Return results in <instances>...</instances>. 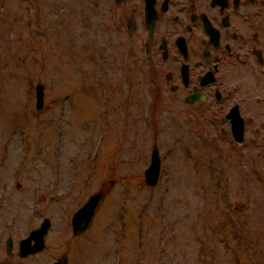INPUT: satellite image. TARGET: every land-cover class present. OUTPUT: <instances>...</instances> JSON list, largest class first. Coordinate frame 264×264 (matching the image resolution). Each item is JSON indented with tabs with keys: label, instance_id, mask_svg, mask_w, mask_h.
<instances>
[{
	"label": "rangeland",
	"instance_id": "374dc122",
	"mask_svg": "<svg viewBox=\"0 0 264 264\" xmlns=\"http://www.w3.org/2000/svg\"><path fill=\"white\" fill-rule=\"evenodd\" d=\"M87 7L82 16L77 0H0V230L16 239L42 217L51 224L44 251L21 264H264L256 126L238 147L218 127L153 110L144 79L122 72L121 42ZM98 191L89 227L72 235L71 214Z\"/></svg>",
	"mask_w": 264,
	"mask_h": 264
},
{
	"label": "flooded vegetation",
	"instance_id": "af4514ba",
	"mask_svg": "<svg viewBox=\"0 0 264 264\" xmlns=\"http://www.w3.org/2000/svg\"><path fill=\"white\" fill-rule=\"evenodd\" d=\"M86 3L96 10L95 24L109 25L121 42L122 72L144 79L153 110H174L177 121L192 126L218 127L238 147L245 126H256V158H264V21L257 19L264 0H77L82 16ZM132 39L141 59L133 58ZM138 63L142 70L134 68ZM44 219L40 248L21 255L20 242ZM50 225L42 217L16 239L0 230V264L42 253ZM29 244L37 247L34 239Z\"/></svg>",
	"mask_w": 264,
	"mask_h": 264
},
{
	"label": "water",
	"instance_id": "95a60500",
	"mask_svg": "<svg viewBox=\"0 0 264 264\" xmlns=\"http://www.w3.org/2000/svg\"><path fill=\"white\" fill-rule=\"evenodd\" d=\"M42 86L40 84H35L33 87V98H34V108L40 109L43 104L42 100ZM239 136L235 139L236 143H240L242 140V131L240 130ZM159 172V158L155 148L151 150L149 163L143 170V179L146 185L153 186L156 183ZM103 195L101 192H95L86 198V200L71 214L70 217V228L72 235H78L86 230L92 218L97 210V208L102 203ZM241 206L242 204L239 203ZM47 220H43L40 228L31 231L26 238H24L19 244V253L24 255L25 252H34L38 250L41 246V236L47 228ZM30 239H34L33 246H30ZM51 264H66L65 259L58 258L54 260Z\"/></svg>",
	"mask_w": 264,
	"mask_h": 264
}]
</instances>
